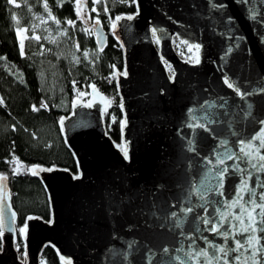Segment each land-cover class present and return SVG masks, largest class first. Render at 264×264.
I'll return each instance as SVG.
<instances>
[{
    "label": "water",
    "instance_id": "1",
    "mask_svg": "<svg viewBox=\"0 0 264 264\" xmlns=\"http://www.w3.org/2000/svg\"><path fill=\"white\" fill-rule=\"evenodd\" d=\"M134 3L133 12L117 15H133L134 19L121 20L115 31V39L119 37L123 44L124 61L122 70L115 69L122 72L126 67L128 73L127 77H119L117 89L120 104L123 97L122 120L127 117L126 126L122 128L120 124V142L106 129L104 111L110 99L96 85L95 90L90 87L88 99L73 98L70 111L61 115L59 122L63 120L61 131L76 159L77 171L30 165L43 169L36 176L47 192L50 217H26H33L27 220L26 242L17 230L16 212L7 180L4 182L6 194L0 195V216L5 222L0 236V264H44L42 255L46 245L54 247L62 264H195L185 255L193 250L188 236L195 238L197 251L207 248L199 238L201 233L215 244H224L223 238L204 231V225L198 223L197 217L204 215L203 208L196 207L186 218L180 208L201 203L195 195L189 201L188 193L193 183L199 184L204 179L212 182L208 178L212 166L205 158L215 163L214 150L224 151L218 147L221 140H227V147L237 151L238 141L248 142L264 129V91H261L264 89V0L247 3L135 0ZM213 3L227 7L217 10ZM228 17L233 18L231 23ZM152 27L167 34L159 44L151 37ZM102 30L105 45L107 33L103 26ZM230 36L240 38L239 47L229 56L225 71L242 93H252L244 99L223 83L222 73L217 71L226 48L236 43ZM175 39L201 44L198 53L201 63H187L175 49ZM195 55L194 50V58ZM165 62L176 73L174 82L169 80L171 73ZM205 102L215 103L216 107L206 108ZM224 102L225 107H219ZM189 109L195 110L194 115L200 123L207 124V130L196 128L193 136V129L187 127L191 122ZM189 139H194V152L188 150ZM125 142L129 148L128 160L118 147ZM254 143L259 147V140ZM260 155H264V149ZM233 162L226 163L230 166ZM240 167L248 166L241 163ZM78 171L82 177L74 180L73 174ZM249 171H252L249 186L256 189L259 203L264 188L257 187V177L264 183V172ZM240 179V174L230 168L224 198H233ZM208 198L221 199L213 193ZM248 199L245 194L244 200ZM218 206L210 203L209 215ZM234 211L238 213L239 209ZM172 212L184 220L182 226L176 225L177 218L171 216ZM11 213H15V234L6 227ZM50 220L54 222L49 223ZM197 227L201 232H196ZM18 232L23 242L21 254L15 243ZM260 235L264 244V233ZM227 246H234L231 239ZM208 251L211 255L212 249ZM236 255L239 254H229V264H234ZM200 264H204L203 257Z\"/></svg>",
    "mask_w": 264,
    "mask_h": 264
},
{
    "label": "trees",
    "instance_id": "2",
    "mask_svg": "<svg viewBox=\"0 0 264 264\" xmlns=\"http://www.w3.org/2000/svg\"><path fill=\"white\" fill-rule=\"evenodd\" d=\"M80 2L81 10L86 6L91 14L88 25L78 19L75 0H14L12 4L0 0V99L3 100L0 104V174L7 176L17 230L28 215L48 219L50 205L39 177L27 171L13 175L16 164L9 163L13 157L25 169L40 164L77 171L76 159L59 125L61 115L70 111L71 101L77 95L73 81H76V89L87 92L89 85L94 84L110 99L104 111V122L108 133L120 142L123 112L115 79L109 82V77L114 71L112 66L122 70L124 61L123 50L110 30L109 15L114 19L119 14L131 13L135 3L133 0H100L95 5L93 0ZM105 6L108 14H105ZM93 7L100 13L99 20L107 33L103 51H98L95 36L84 31L96 19V12L91 11ZM49 13L59 25L49 19L50 34L46 35L47 29L33 32L31 27L36 15L44 14L49 18ZM67 20L74 21L75 26L66 24ZM22 27L27 29L26 37L36 35L40 38L39 41L24 39L23 56L16 31ZM176 46L182 44L177 42ZM85 51L88 59L83 55ZM73 56L79 58V63ZM45 102L47 110H32L33 105L40 108ZM17 236L16 245L21 240L19 232ZM42 257L44 264H62L51 245L44 247Z\"/></svg>",
    "mask_w": 264,
    "mask_h": 264
},
{
    "label": "snow or ice",
    "instance_id": "3",
    "mask_svg": "<svg viewBox=\"0 0 264 264\" xmlns=\"http://www.w3.org/2000/svg\"><path fill=\"white\" fill-rule=\"evenodd\" d=\"M10 4L14 3V0H8ZM100 0H93V4L99 3ZM135 2V0H133ZM240 3H247L248 0H238ZM75 11L77 14L78 19L84 21L86 25H88L89 20H91V14L87 12L86 6H84L83 11L80 0H75ZM62 6V5H60ZM213 8L217 10H221L227 7L226 4H215L213 3ZM45 9L47 10V3L44 4ZM92 12H96V19L91 21V27H86L84 31L88 32L89 34H94L97 39L98 44V51H103L104 47V40L105 35L102 30V25L99 20L100 13L97 11L96 7H93ZM105 14H108V8L105 6ZM252 13V19L256 18L255 15V9H250ZM139 14V11H137L136 15ZM87 15V19H85V16ZM49 19L55 21L57 25H59V21L55 19V17L51 16L49 13ZM134 19L133 15H126V16H116L113 20L111 16L109 15V21H110V30L112 32V35L115 37V31L116 28L119 26V22L121 20H127L132 21ZM233 20L232 17H228V22L231 23ZM46 22V21H43ZM66 24L69 26L74 27L75 22L71 20H67ZM17 35L20 36L21 32H26L27 29H20L17 28ZM151 37L154 38L155 42L157 44L160 43L161 39L166 37L167 34L164 32L163 29H157L156 27H152L150 29ZM60 33L61 35L65 34ZM29 39H35L39 41V36L33 35L32 37H24ZM171 39V37H168ZM117 42L121 48H123L122 42H120L119 37H116ZM230 40H235L236 43L230 44L229 47L226 48L225 53L223 56L220 57V63L217 65V71L222 73V80L225 85H227L228 88L232 89L241 99H244L246 95H251L252 93H242L240 91L239 85L231 80V78L228 76V73L225 71L227 67V61L231 53L233 52L235 47H239V37H229ZM181 44H187V51L188 53H193V50H195V58H193V55H189L186 57V62L191 64H200L201 60L198 55L200 52L202 45L199 43L195 44H189L185 40H181ZM20 54L21 56L24 55V42L23 39L20 40ZM77 50H79V44L76 45ZM41 54H43V46H41ZM85 59H88V52L85 51L83 53ZM73 59L79 63V58L76 56H73ZM161 59L163 57L161 56ZM215 63V62H213ZM165 66L167 67L168 71L171 73L169 76L170 82L175 81L176 73L172 69V66L165 62ZM114 71L110 74L109 82H111L113 79L117 82V89L119 90V77L124 76L127 77V69L125 67L124 71L120 72L115 69V66H112ZM73 87L77 91V99H79L80 96L85 95L86 93L80 92L79 89H76V81H73ZM93 90H95V85H89ZM261 91H264L262 89ZM163 94V93H162ZM3 103V100L0 99V104ZM110 103V102H109ZM226 102L221 103L219 107L223 108L225 107ZM91 106V104H89ZM121 109H123V97L121 96ZM206 108H213L216 107L215 103L209 104L208 102H205ZM41 108L47 110L48 105L47 103H42L40 108H37L35 105L32 106L33 111H40ZM107 105H105V111H106ZM190 113V119L191 122L187 124V127L193 129V136L195 135V129L196 128H203L207 130V124L206 123H200L199 118H197L194 115V109L188 110ZM115 118L113 117V120ZM207 119L206 117L204 118ZM61 130L63 131V120L60 122ZM210 123V122H208ZM264 123V122H262ZM127 124V117L125 116L123 120H121V127H125ZM13 130H15L13 128ZM259 140L260 144L259 147L255 145V141ZM188 143V150L189 151H195V143L194 139H189L187 141ZM228 141L227 140H221L219 142L220 148H224L223 152H220L218 150H214V158L215 163L213 164L212 159L205 158V161L208 165H211L212 167L209 169L208 178L212 182H209V179H204L199 182V184L193 183L192 190L188 193L189 201L191 200V197L195 195L198 197V199L201 201L199 205H191L189 204L188 207H181L180 212L183 214V216L186 218L189 213H192L196 207L203 208L204 215L197 217L198 223L204 225V231L214 234L217 237H221L224 240L223 245L215 244L208 240L207 236H204L202 233L200 235V239L204 240L207 244V248L199 249L198 251L195 250V244L196 240L193 236H188L187 239L191 241V244L189 245L190 248H192V251H189L185 253L186 256H188L191 260L195 262V264H200V258H204V264H213V261L215 264H229L228 262V256L231 252L238 253L239 255H236L233 257L234 264H249V261L252 262V264H264V244L261 243V233H264V193L259 194V203H257V191L255 188H252L249 186V180L252 176V171H249V169L254 170L256 173L264 172V155H260L261 149H264V129H262L261 133L257 136L252 137L248 142H245L244 140L238 141V150L233 151L231 148L227 147ZM121 149L123 158L125 160L130 159L129 156V148L127 142L124 144L118 146ZM232 160L234 161L232 165H227V161ZM9 163L16 164V167L13 168V175L21 174L25 171L29 172L32 175H38L39 171H42L43 169H38L36 167L25 169L24 166L19 164V161L17 158L13 157V160ZM246 163L247 168H241L240 164ZM222 166V167H221ZM232 170L233 173H238L241 176L239 184L236 186L235 189V195L232 199L224 198V187H225V179L228 177L229 170ZM48 171H52L53 169H47ZM245 173L247 174L245 176ZM82 177L81 172H77L76 174H73V179L78 180ZM7 180V176L0 175V195L6 194L5 193V181ZM257 187L258 188H264V183H261L259 180V177H257ZM213 193L218 197H221V199L218 200H209V194ZM247 194L249 196L248 200H244V196ZM219 205L218 207H215L213 209V212L211 215L208 213V205ZM239 209V212H235V209ZM223 209V210H222ZM257 209L259 211H257ZM171 216L176 219V225L182 226L184 223L183 219L178 218V214L176 212H172ZM14 218L15 213H11V219L7 223V230L11 231L13 234H15L16 229L13 226L14 225ZM33 219V217L26 218L25 225L22 226L19 229V232L22 236V238L25 239L26 242V228H27V220ZM54 222V220H50L49 223ZM227 225V227H226ZM5 228V222L3 216H0V236L3 235V231ZM196 232H201L200 228H196ZM238 237H242V239H239ZM231 239L234 243V246L229 248L228 241ZM17 250H19L20 245H16ZM212 249L211 255L209 254L208 249ZM182 250V249H181ZM165 252L168 251V249L164 250ZM250 255H245V253H249ZM25 255H26V249H25ZM63 259V257H61ZM179 259V257H177ZM183 264V262H182Z\"/></svg>",
    "mask_w": 264,
    "mask_h": 264
},
{
    "label": "rangeland",
    "instance_id": "4",
    "mask_svg": "<svg viewBox=\"0 0 264 264\" xmlns=\"http://www.w3.org/2000/svg\"><path fill=\"white\" fill-rule=\"evenodd\" d=\"M48 20H49V18H48L46 15H44V14L36 15V20L34 21L32 27H31V30H32L33 32L36 33L38 29H47V23H48ZM43 21H46V22H43ZM20 29H26V28H25V27H22V28H20ZM50 33H51V31L47 29L46 35H48V34H50ZM26 36H27V33H26V32H23V31L21 32L20 36L17 35L18 40H19V44H20V40H21V39H23V42H24V39H25L24 37H26ZM177 42H178V43H181V42H179L178 40L175 39V40H174L175 49L177 50V52H178L182 57L186 58V57L189 56V55H193V58H194V50H193V53H188V52H186V51H187V47H188V45H187V44H182V46L177 47V46H176V43H177ZM80 92H84V93H86L85 95L80 96V98H82V99H84V100H86V99L89 98L90 90H89V92L84 91V90H80ZM77 95H78V94H77ZM77 95H76V97H77ZM17 237H18V236H17ZM20 239H21V238H20ZM18 244L20 245V247H19V252H20V254H21V253L23 252V242H22V240H20Z\"/></svg>",
    "mask_w": 264,
    "mask_h": 264
}]
</instances>
